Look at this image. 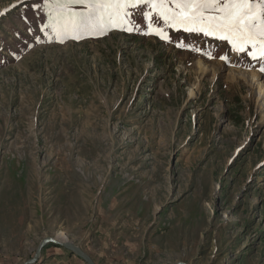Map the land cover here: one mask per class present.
Masks as SVG:
<instances>
[{"label":"rangeland","instance_id":"rangeland-1","mask_svg":"<svg viewBox=\"0 0 264 264\" xmlns=\"http://www.w3.org/2000/svg\"><path fill=\"white\" fill-rule=\"evenodd\" d=\"M32 4L0 0V264L59 230L96 264H264L257 60L151 6L58 43Z\"/></svg>","mask_w":264,"mask_h":264},{"label":"snow or ice","instance_id":"snow-or-ice-1","mask_svg":"<svg viewBox=\"0 0 264 264\" xmlns=\"http://www.w3.org/2000/svg\"><path fill=\"white\" fill-rule=\"evenodd\" d=\"M140 6L158 10L164 24L173 29L227 41L235 53L256 59L261 65L259 71L264 73V0H43L42 5L33 0L32 4L34 9H42L44 29L58 43L105 35L117 27L139 31L133 19L135 13L129 9ZM142 15L147 21L149 13L143 11ZM145 34L171 42L162 29ZM249 47L251 51H246ZM227 59L220 56L221 61Z\"/></svg>","mask_w":264,"mask_h":264},{"label":"water","instance_id":"water-1","mask_svg":"<svg viewBox=\"0 0 264 264\" xmlns=\"http://www.w3.org/2000/svg\"><path fill=\"white\" fill-rule=\"evenodd\" d=\"M54 244V245H58V246H62L66 249H68L69 251H71L73 254L77 255L78 257H80L84 262H86L87 264H96L90 257L89 255L84 252L78 245H75L72 242H61L59 241L56 237H46L44 238L39 245L37 246L33 256H31L30 258H28L27 260H25L24 262H22L21 264H32L34 263L40 256V253L42 251L43 248H45L47 246V244ZM171 264H189L183 261H178V262H174Z\"/></svg>","mask_w":264,"mask_h":264},{"label":"crops","instance_id":"crops-1","mask_svg":"<svg viewBox=\"0 0 264 264\" xmlns=\"http://www.w3.org/2000/svg\"><path fill=\"white\" fill-rule=\"evenodd\" d=\"M50 247V245L48 246ZM47 247V248H48ZM56 254V255H55ZM58 254V255H57ZM47 257V260L45 263H40V264H50L51 262H53L54 260H56V262H66L64 260H70V262L72 264H80L78 263L76 260L77 257H75L76 255H74L72 252L68 251V253H66L65 251H62L60 248L56 247V251H51V249L47 250V253L45 255ZM58 260V261H57ZM59 264V263H58Z\"/></svg>","mask_w":264,"mask_h":264},{"label":"bare ground","instance_id":"bare-ground-1","mask_svg":"<svg viewBox=\"0 0 264 264\" xmlns=\"http://www.w3.org/2000/svg\"><path fill=\"white\" fill-rule=\"evenodd\" d=\"M251 76H252V74H251ZM256 80H257V78H256ZM256 86H257L256 88H257V93H258L257 94L258 95L257 96V101L260 103L259 100L262 99V102L260 103V104H262V103H264V85L261 82H256ZM55 237L61 242H64V243L69 242L67 240L66 233L64 231H62V230L57 231L56 234H55Z\"/></svg>","mask_w":264,"mask_h":264},{"label":"trees","instance_id":"trees-1","mask_svg":"<svg viewBox=\"0 0 264 264\" xmlns=\"http://www.w3.org/2000/svg\"><path fill=\"white\" fill-rule=\"evenodd\" d=\"M49 245H47L45 248H47Z\"/></svg>","mask_w":264,"mask_h":264}]
</instances>
